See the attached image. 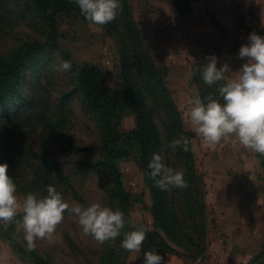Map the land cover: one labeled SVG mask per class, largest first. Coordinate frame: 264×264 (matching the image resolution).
Returning <instances> with one entry per match:
<instances>
[{"label":"trees","instance_id":"obj_1","mask_svg":"<svg viewBox=\"0 0 264 264\" xmlns=\"http://www.w3.org/2000/svg\"><path fill=\"white\" fill-rule=\"evenodd\" d=\"M18 1L25 6L20 16L36 27L41 37L22 41L10 54L0 52V164L9 166L8 174L17 184V194L23 198L28 193L42 197L47 194V186L52 185L70 205L75 202L87 206L78 188L82 172L67 173L57 157V151L83 152L68 134L73 104L79 101L86 115L95 120L99 137L94 158L86 157L82 170L104 178L106 184L102 189L107 206L125 214L121 236L102 245L94 239L97 245L94 255L99 264H132L131 252L120 246L123 233L141 225L147 229L144 223L133 224L131 210L135 203L144 202V194L133 195L126 188L120 167V162L126 160L138 163L152 195L150 211L154 228L147 229L139 260L144 261V253L152 251L163 258L176 255L185 264L206 262L209 218L206 185L198 173L192 147L197 135L185 125L183 112L167 82V69L158 64L148 49L131 0H121L123 8L117 19L101 26L117 45L119 88L110 84L106 67L79 61L69 48L60 45L61 24L89 22L81 15L78 5L72 0ZM171 1L183 15L190 11L188 0ZM18 12L0 0V25L6 23L4 15L14 17ZM54 57L60 63L68 60L72 64V70L66 72L72 89L60 91L58 99L53 93V77L57 74ZM203 65L198 63L193 68V80L200 96L213 95L219 99L218 85H207L197 71ZM28 74L30 82L26 81ZM129 116L134 119V126L126 129L124 121ZM181 135L189 139L187 152L182 147H169ZM154 153L161 155L165 165L185 174L187 188L162 191L155 185L148 168ZM73 215L66 212L65 218ZM22 217L23 214L17 215L10 224L0 222V240L11 245L28 264H57L38 247L32 252L26 250L22 231H16ZM65 239L71 253L90 261L70 235ZM263 257L264 248L254 261L264 264Z\"/></svg>","mask_w":264,"mask_h":264},{"label":"clouds","instance_id":"obj_2","mask_svg":"<svg viewBox=\"0 0 264 264\" xmlns=\"http://www.w3.org/2000/svg\"><path fill=\"white\" fill-rule=\"evenodd\" d=\"M72 2L78 5L81 15L98 26L114 22L123 8L121 0ZM248 41L238 53L240 59L248 58V62L242 65L234 78L227 63L218 68V57H205L208 63L197 71L207 85H218L219 99L213 95L204 98L195 95L189 101L191 107L188 117L192 130L208 147L236 137L244 149L264 155V36L252 32ZM56 70L71 71L72 64L64 60L56 66ZM169 147H182L187 152L189 139L181 135ZM8 168L6 163L0 164V222L12 223L22 211V221L17 222L16 231L23 232L28 252L36 249L37 241L52 243L55 240L58 226L63 222L66 212L77 216L83 233L91 235L101 245L121 236L125 228L122 210L100 203L84 206L74 202L70 205L52 185L47 186L45 196L28 193L21 203L17 184L8 174ZM148 168L151 170L150 177L162 191L185 189L188 186L185 174L165 165L158 153L153 154ZM146 232L143 225L124 232L120 246L128 252H139ZM162 261L163 257L157 253H144V264H162Z\"/></svg>","mask_w":264,"mask_h":264},{"label":"crops","instance_id":"obj_3","mask_svg":"<svg viewBox=\"0 0 264 264\" xmlns=\"http://www.w3.org/2000/svg\"><path fill=\"white\" fill-rule=\"evenodd\" d=\"M236 1L191 0L193 13L188 16L178 10L175 13L174 5L168 3L169 14L166 11L146 13L151 35L155 38L151 42L158 41L152 53L174 68L172 90L180 95L178 103L191 129L189 101L197 95L191 77L193 66L207 64L205 57L215 55L217 67L227 63L234 78L248 62V58L238 56L245 36L233 37L235 32L240 34L236 29L238 13L245 10ZM156 18L162 27L152 25ZM193 149L198 172L204 176L207 189L210 242L208 260L195 264H260L254 260L264 248V155L244 149L236 137L208 147L197 136ZM214 229L217 233L223 230L224 242ZM163 264L185 262L176 255H168Z\"/></svg>","mask_w":264,"mask_h":264},{"label":"rangeland","instance_id":"obj_4","mask_svg":"<svg viewBox=\"0 0 264 264\" xmlns=\"http://www.w3.org/2000/svg\"><path fill=\"white\" fill-rule=\"evenodd\" d=\"M4 1L8 3L11 10L19 11L18 15L14 17L12 15H4L6 18V23L2 26L0 25V52L3 54H10L22 43V41L31 39L32 37L40 36V32H38L36 27L30 25L28 21L23 20L20 16L25 9L24 5L19 3L18 0ZM188 1L190 11L185 16L191 15L193 13L191 0ZM236 2L240 6H244L245 10L238 13L239 26L236 29H238L237 31H239L240 34L235 32V36L233 37L240 38L241 34H243L245 37L242 38L244 39L245 44H247L249 43L248 37L252 32H256L257 34L264 36V0H237ZM131 3L134 9L135 19L139 23V27L142 33L145 35L147 47L152 53L155 50L154 46L158 44V41H156L157 43L151 42V39L155 41V38L152 37L153 35H151V28L147 23L146 13H156L157 11L160 13V11H166L169 14L170 11L167 9L168 5H174V12L176 13L177 11L175 10H178V8L171 0H131ZM170 16L174 17L175 15L171 14ZM153 24H159L158 27L163 26L162 23L158 21V18L152 22V25ZM60 27L62 35L60 39V45L63 48H69L79 61H92L106 67L109 72L110 84L115 88H119V61L115 40L112 37H109L101 26L92 24L90 22L79 23L76 25L63 23ZM152 54L154 55V53ZM157 56L154 57L158 64L165 66L167 69V82L173 93L174 100L179 106L178 98L180 95H177V92L172 90V86L174 85L172 83L174 81L173 79L175 78V75H173L172 79L171 72L174 68L168 67L166 64L162 63L160 58ZM52 60L55 66L60 64L59 58L56 60V57H54ZM177 70L178 68H176V71ZM191 77L196 88L195 90L197 94L200 95L199 89L193 80V70ZM30 78L31 76L28 74L26 81L30 82ZM53 79V93L55 99L60 97V91L72 89L68 86L69 82L66 72L57 71V74L54 75ZM183 115L185 119V114L183 113ZM70 121L71 123L68 127V134L73 138L76 144L83 149V152L82 154H64L61 151H57L58 160L61 162L64 171L67 173H74L76 170L82 172V178L78 182V188L84 198H86L88 202L87 205L92 203H100L104 206H107L108 203L105 200L104 191L102 189V186H105L106 184L104 178L100 174L89 172L85 169L82 170V165L85 161V158H94L96 153L99 142L97 124L92 117L86 115L79 101H76L73 104V114ZM185 125H187L186 122ZM133 126L134 119L130 116L127 117L124 121V127L126 129H131ZM187 128L191 129L188 125ZM36 138H38V136ZM194 140L195 138L192 140V147ZM120 167L124 174V182L128 191H130L133 195L144 194V202L135 203L131 210L133 224L138 225L140 223H144L148 230H153L154 219L150 211V208L153 204L152 195L145 184V176L142 169L138 163L133 160L121 161ZM201 176L205 182L204 176ZM18 196L20 198V202L22 203L24 198L20 195ZM20 214H23L22 211L18 215ZM217 231L218 230L214 229V232L217 233ZM67 234L70 235L71 238L83 248L89 257V262H86L84 257H76L73 253H71L69 245L65 239ZM217 237H219L221 241H225V234L223 233L222 229L217 233ZM96 246L97 245L94 239H92L90 235H85L83 233L82 228L78 223V217L75 215L64 218L63 222L58 226L56 238L52 243H49L47 240L37 241V247L41 251L46 252L45 254H50L55 259L57 264H99L97 257L94 255ZM259 251L261 253L263 249H260ZM139 256L140 251L131 252L129 261L132 264H144V261L139 260ZM261 262H264V257L261 259ZM0 264L28 263L22 260L15 253L11 245L4 242L3 240H0Z\"/></svg>","mask_w":264,"mask_h":264}]
</instances>
